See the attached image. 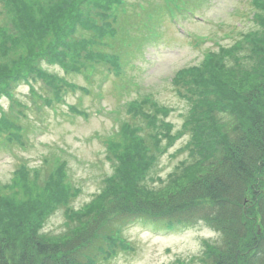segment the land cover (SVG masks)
Segmentation results:
<instances>
[{"label":"rangeland","instance_id":"1","mask_svg":"<svg viewBox=\"0 0 264 264\" xmlns=\"http://www.w3.org/2000/svg\"><path fill=\"white\" fill-rule=\"evenodd\" d=\"M149 1L161 6V0ZM56 2L28 0L34 9L37 4L48 9ZM14 3V0H0V75L5 68L15 75L14 65L20 64L12 65L14 53H6L7 46L20 51L22 59L28 56L24 42L16 41L23 30L15 25L18 13ZM126 3L119 14V23L114 26L120 33L133 23L136 17L131 15L142 14L134 5L145 4V0H126ZM191 7L195 13L178 16L177 24L165 15L156 28L158 34L140 49L134 51L136 46L132 45L123 48L121 77L116 76V69L112 72L103 66V75L98 72L89 77L88 69L73 75L72 71L66 73L57 61L46 62L50 56L41 55L46 60L41 59L40 70L52 78L44 74L38 77L35 68L36 72L31 74L21 69L22 77L15 82L17 85L10 91L0 90V240L20 245L31 239L34 231V235L37 232L47 238L48 243L57 244L88 223H94L99 214L98 205L108 209L113 204L124 178L116 169L122 151L111 150L108 141L128 149L137 137L142 139L145 149L149 147L147 155H155L139 177L129 183L132 189L136 190L137 185L143 189L139 195L143 200H156L180 191L189 180L205 171V167L198 172L192 169L197 161L190 157L187 148L197 116L190 113L191 104L185 95L191 94L196 85L191 79L180 83L175 79L211 53L220 57V63L229 65L215 79L240 91L256 86L258 80L253 72L256 61L248 57L255 51V45L234 49L246 37L262 35L264 27L259 21L263 12L255 9L251 0H202ZM84 8L89 12V6ZM148 11L151 12L150 8ZM129 37L134 40L133 33ZM115 43L118 45V41ZM128 50L130 54L124 55ZM100 51L110 54L103 47ZM3 82L1 88L11 83L5 79ZM73 84L87 88L89 94L74 89ZM57 89L63 94L62 101L48 107L46 101L50 98L54 103ZM141 100L147 101L146 115L143 109L126 111ZM157 108L160 113L155 112ZM149 115L157 118L155 125H161L160 128L148 124ZM215 116L227 127L234 122L227 111H217ZM188 119L193 121L189 127L185 125ZM122 128L132 130L134 136L123 137ZM168 135L172 137L171 144ZM112 186L116 190L99 197ZM96 199L102 202L96 203L88 213ZM14 210H20L24 216L17 217ZM96 223L102 224L99 220ZM114 224H118L116 220ZM165 229L149 220H136L121 228L120 236L129 248L125 251L117 247L118 254L97 263L207 264L204 246L219 238L203 222L190 228ZM102 240L106 242L110 238L103 236Z\"/></svg>","mask_w":264,"mask_h":264},{"label":"trees","instance_id":"2","mask_svg":"<svg viewBox=\"0 0 264 264\" xmlns=\"http://www.w3.org/2000/svg\"><path fill=\"white\" fill-rule=\"evenodd\" d=\"M14 1L18 13L15 25L23 30L16 41L24 42L28 56L22 59V53L15 47L5 48L6 53H14L12 65L20 64L14 65L17 69L15 75L7 72V68L1 69L0 90L14 88L15 82L22 77L21 69L28 74L37 71L38 77L44 74L48 79L52 78L40 70L41 59H44L41 55L50 56L48 63L52 59L51 62L62 64L66 72L77 74L88 69L98 73L102 64L118 62L120 57L116 54L134 43L129 31L123 28L120 33L114 28L119 23L122 12L119 9L126 5L125 0H57L48 9L38 4L34 9L28 0ZM83 6H89V12ZM258 6L263 9L259 22L264 27V1ZM96 36L103 43H99ZM249 44L255 45V51L248 57L256 61L253 72L258 80V84L250 89L235 90L215 79L216 74L229 65L220 63V57L211 53L199 66L183 70L175 79L177 83L191 79L196 85V91L190 90L191 94L185 98L191 104L190 113L197 116V122L193 125L188 119L185 125H193L191 141L187 145L190 157L197 161L192 169L198 172L205 167L202 174L189 180L180 191L164 198L140 199L143 189L138 185L136 190L132 189L129 183L139 177L140 171L147 168L155 155L148 156L149 147L145 149L142 139L137 137L132 148L128 149L122 148L120 143L108 141L111 150L120 148L118 150L122 151L116 169L124 178L122 185L118 186L121 192L113 197V204L108 209L103 208V204L98 205L99 214L93 219L94 223H88L62 243H48L47 238L37 232L34 235V231L31 239L20 245L0 240V264H98L97 261L118 254L117 247L125 251L129 248L120 236L121 228L141 218L167 230L190 228L203 222L219 235L217 241L204 246L207 264H264V29L262 35L246 37L234 50H241ZM15 45L14 42L12 46ZM38 46L44 47L37 49ZM102 47L110 54L100 51ZM128 51L125 52L129 55ZM3 79L11 83L7 82L1 88ZM60 95L57 89L54 100ZM52 102V99L46 101L48 105ZM147 105V101L141 100L137 106L127 107L126 111L143 109L146 115L149 111ZM217 111H227L233 117L230 127L216 118ZM155 112L161 110L157 108ZM148 118V124L157 127V118L153 115ZM128 132V128L121 129L123 137L134 136L132 130ZM168 137L171 144L172 137ZM154 143L157 144V140ZM112 189L116 190L112 186L99 197L104 198ZM100 202L102 199H96L87 212L91 213L93 206ZM13 212L17 217L24 216L20 210ZM98 220L102 224L96 223ZM107 228L110 230L105 233ZM103 236L110 240L105 242Z\"/></svg>","mask_w":264,"mask_h":264}]
</instances>
